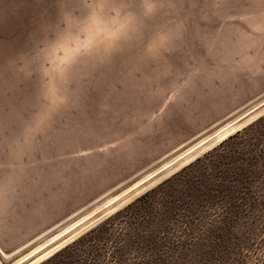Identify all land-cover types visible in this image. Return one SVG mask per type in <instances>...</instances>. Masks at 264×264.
Wrapping results in <instances>:
<instances>
[{"label":"rangeland","instance_id":"rangeland-1","mask_svg":"<svg viewBox=\"0 0 264 264\" xmlns=\"http://www.w3.org/2000/svg\"><path fill=\"white\" fill-rule=\"evenodd\" d=\"M81 3L0 0L4 264L27 263L52 236L231 124L243 126L67 246L199 158L219 177L231 159L264 164V0H160L151 21H132L115 39L129 21L94 19ZM172 29L176 40L154 52L156 36ZM247 196L205 208L193 237L178 228L154 243L152 264H264V198L255 206Z\"/></svg>","mask_w":264,"mask_h":264},{"label":"trees","instance_id":"trees-1","mask_svg":"<svg viewBox=\"0 0 264 264\" xmlns=\"http://www.w3.org/2000/svg\"><path fill=\"white\" fill-rule=\"evenodd\" d=\"M259 169H264V164L231 159L226 167L229 176H213L212 162L199 158L41 264H136L132 261L140 257L142 264H152L157 253L153 244L171 240L178 228L183 237H193L190 233L205 208L219 201L241 203V197L247 195L251 205L259 206L264 198ZM257 213L261 218V211ZM235 215L238 221L239 214Z\"/></svg>","mask_w":264,"mask_h":264},{"label":"bare ground","instance_id":"bare-ground-1","mask_svg":"<svg viewBox=\"0 0 264 264\" xmlns=\"http://www.w3.org/2000/svg\"><path fill=\"white\" fill-rule=\"evenodd\" d=\"M242 126L243 125L241 123H235L225 127L224 129L219 131L215 136L210 137L208 140L197 145L192 150H189L184 154L178 156L175 160L170 162V164L165 165L157 173L151 176H147L143 178V180L134 183L130 187H127V189L122 190L123 192L119 191L120 194L115 193V195H118L114 196L109 201H107L104 208L96 211L94 210L92 214L87 215L86 217L78 220L77 222L71 224L68 227L65 226V229L61 230L57 234L54 233V236L51 235L52 237L47 242H45L44 245L42 244L41 247H39V249L41 250L40 252L42 253L35 256L33 259H31L25 264H38L41 261L47 259L52 254L64 247L66 244L81 235L84 231L91 228L102 218L107 217L111 213L117 211L119 208H122L126 204L130 203L138 195L152 188L154 185L162 181L167 176L171 175L173 172L181 169L182 167L196 159L198 156L203 154L205 151H207L210 146L212 147V145L218 144V142L224 140L229 135L242 128ZM117 197H119V199H117ZM50 253L52 254L49 255Z\"/></svg>","mask_w":264,"mask_h":264},{"label":"snow or ice","instance_id":"snow-or-ice-1","mask_svg":"<svg viewBox=\"0 0 264 264\" xmlns=\"http://www.w3.org/2000/svg\"><path fill=\"white\" fill-rule=\"evenodd\" d=\"M159 3L160 0H91V3H89L88 0H82L80 7L84 9H92V16L94 19H98L103 12H108L113 16L119 14L123 16L125 20L129 21L128 24L122 25L117 33H114L109 37L110 39H115L121 33L129 30L132 21H143L145 23L151 21L158 13ZM257 7L260 10H264V3H258ZM177 36V29L162 31V33L157 35L154 39L152 50L154 52L162 51L164 48L173 43ZM51 102L53 104L58 103L55 97H52ZM45 103H48V101L46 100ZM41 116H38L37 119H41ZM80 155L87 156L88 153L84 152L80 153ZM117 199H119V197H117ZM40 251L41 250L37 248L36 252H32V257H35ZM51 254L52 253L49 255ZM5 259L10 260L11 256L5 257V250L0 247V264H4ZM25 259H31V257L25 256ZM21 264H23V262H21Z\"/></svg>","mask_w":264,"mask_h":264},{"label":"water","instance_id":"water-1","mask_svg":"<svg viewBox=\"0 0 264 264\" xmlns=\"http://www.w3.org/2000/svg\"><path fill=\"white\" fill-rule=\"evenodd\" d=\"M72 241H74V240H72ZM72 241H71V242H72ZM71 242H69L68 244H70ZM68 244H66L64 247H66ZM64 247H62L61 249H63ZM61 249H60V250H61ZM60 250H58V251H60ZM58 251H57V252H58ZM57 252H55L54 254H56ZM54 254H52L51 256H53ZM51 256H50V257H51ZM50 257H48V258H50ZM48 258H47V259H48ZM45 260H46V259H45ZM45 260H43V261H45ZM43 261H41L40 263H42ZM40 263H38V264H40Z\"/></svg>","mask_w":264,"mask_h":264}]
</instances>
